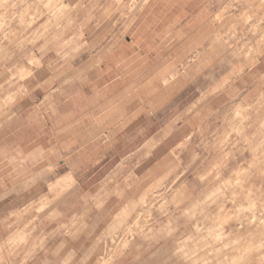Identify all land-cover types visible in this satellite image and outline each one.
Listing matches in <instances>:
<instances>
[{"label":"rangeland","instance_id":"rangeland-1","mask_svg":"<svg viewBox=\"0 0 264 264\" xmlns=\"http://www.w3.org/2000/svg\"><path fill=\"white\" fill-rule=\"evenodd\" d=\"M8 3L4 264H264V0Z\"/></svg>","mask_w":264,"mask_h":264},{"label":"clouds","instance_id":"clouds-1","mask_svg":"<svg viewBox=\"0 0 264 264\" xmlns=\"http://www.w3.org/2000/svg\"><path fill=\"white\" fill-rule=\"evenodd\" d=\"M0 7H3V8H9L10 5L8 3V0H0ZM215 195V194H214ZM241 212H244V211H251L250 208L248 209H240ZM0 264H4V260L2 257H0Z\"/></svg>","mask_w":264,"mask_h":264}]
</instances>
